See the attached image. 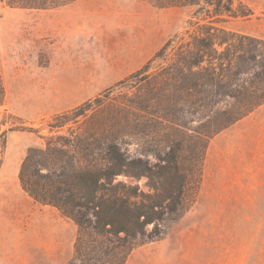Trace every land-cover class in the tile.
<instances>
[{
    "label": "rangeland",
    "instance_id": "obj_1",
    "mask_svg": "<svg viewBox=\"0 0 264 264\" xmlns=\"http://www.w3.org/2000/svg\"><path fill=\"white\" fill-rule=\"evenodd\" d=\"M236 1L253 16L223 27L264 41V0ZM155 5L76 0L34 10L0 1V134L16 130L0 143V264L49 263L48 222L59 213L22 191L19 168L29 148L55 135L47 127L53 115L96 98L94 112L70 125L75 134L97 128L107 142L150 163L173 147L183 167L201 163L200 176L188 186L184 212L164 223L159 238L137 240L128 255L113 253L112 244L93 234L77 244V227L59 215L72 228L61 233L74 240L67 264H264V104L211 136L212 112L227 108L228 99L208 96L203 108L193 106L162 82L167 61L126 81L167 42L188 40L195 9ZM58 134L67 135V128ZM137 184L147 191L146 179Z\"/></svg>",
    "mask_w": 264,
    "mask_h": 264
},
{
    "label": "trees",
    "instance_id": "obj_2",
    "mask_svg": "<svg viewBox=\"0 0 264 264\" xmlns=\"http://www.w3.org/2000/svg\"><path fill=\"white\" fill-rule=\"evenodd\" d=\"M0 1L10 8L51 10L76 0ZM152 2L158 8L195 9L185 32L188 40L167 42L126 81L146 74L157 60L167 61L162 82L192 99L193 106L203 108L208 96L228 99L231 103L227 108L212 112L211 136L264 104V41L223 27L230 19H250V8L236 0ZM171 49L172 57L167 60ZM201 94L206 97L201 98ZM2 98L0 78V103ZM98 99L51 117L47 127L55 135L48 137L42 147L27 150L18 181L34 204L54 208L74 223L77 244L83 235L93 234L112 244L113 253L123 250L128 255L137 240L145 243L159 238L164 223L184 212L188 186L194 176H200L201 163L183 167L173 147L150 163L107 142L97 128L75 134L70 125H78L88 112H94L93 104ZM209 104L214 107L216 101L212 99ZM65 128L67 135L58 134ZM13 131L9 128L0 134L1 146ZM201 157L202 153L199 161ZM142 178L146 179L147 191L137 184Z\"/></svg>",
    "mask_w": 264,
    "mask_h": 264
},
{
    "label": "crops",
    "instance_id": "obj_3",
    "mask_svg": "<svg viewBox=\"0 0 264 264\" xmlns=\"http://www.w3.org/2000/svg\"><path fill=\"white\" fill-rule=\"evenodd\" d=\"M73 97H75V95H73ZM48 223V225L53 227L51 230V235L53 237L50 243L44 246L46 258L48 257V264H67L73 254L74 240L70 242L69 238H65L61 232L65 230V227H69L70 229L71 226L56 214ZM74 231L76 232V228L73 230L75 234Z\"/></svg>",
    "mask_w": 264,
    "mask_h": 264
}]
</instances>
